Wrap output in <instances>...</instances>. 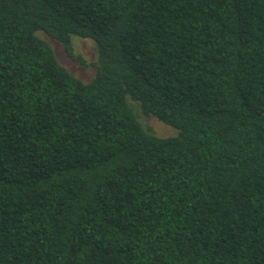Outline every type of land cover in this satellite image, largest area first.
<instances>
[{
	"label": "trees",
	"instance_id": "obj_1",
	"mask_svg": "<svg viewBox=\"0 0 264 264\" xmlns=\"http://www.w3.org/2000/svg\"><path fill=\"white\" fill-rule=\"evenodd\" d=\"M0 264H264V0H0Z\"/></svg>",
	"mask_w": 264,
	"mask_h": 264
},
{
	"label": "rangeland",
	"instance_id": "obj_2",
	"mask_svg": "<svg viewBox=\"0 0 264 264\" xmlns=\"http://www.w3.org/2000/svg\"><path fill=\"white\" fill-rule=\"evenodd\" d=\"M41 37L51 44V46L55 51L56 58L62 66H64L67 70H69L71 73H73L76 77H78L82 81L84 82L91 81L96 71L95 67L93 66V64L96 62V52L94 49V44L91 40L88 39L84 40L80 38L73 39L76 54L81 56L87 63V66H84L80 63L71 60L66 55L60 44H58L57 42L50 39L44 34H41ZM132 105L138 110V105L136 103L132 102ZM140 120L143 126L145 127V129L151 130L157 136L167 137L171 135H176V131H177L176 129L161 123L154 117L140 116Z\"/></svg>",
	"mask_w": 264,
	"mask_h": 264
}]
</instances>
